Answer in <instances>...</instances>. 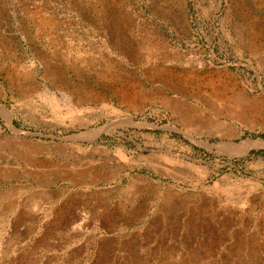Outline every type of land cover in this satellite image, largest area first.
<instances>
[{
  "label": "rangeland",
  "instance_id": "1",
  "mask_svg": "<svg viewBox=\"0 0 264 264\" xmlns=\"http://www.w3.org/2000/svg\"><path fill=\"white\" fill-rule=\"evenodd\" d=\"M0 264H264V0H0Z\"/></svg>",
  "mask_w": 264,
  "mask_h": 264
},
{
  "label": "bare ground",
  "instance_id": "2",
  "mask_svg": "<svg viewBox=\"0 0 264 264\" xmlns=\"http://www.w3.org/2000/svg\"><path fill=\"white\" fill-rule=\"evenodd\" d=\"M240 145H241V143H240Z\"/></svg>",
  "mask_w": 264,
  "mask_h": 264
}]
</instances>
